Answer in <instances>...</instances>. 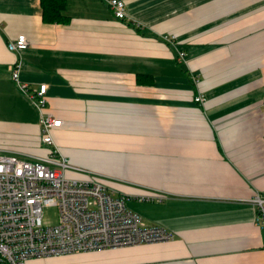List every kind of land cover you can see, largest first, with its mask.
<instances>
[{"label":"crops","instance_id":"1","mask_svg":"<svg viewBox=\"0 0 264 264\" xmlns=\"http://www.w3.org/2000/svg\"><path fill=\"white\" fill-rule=\"evenodd\" d=\"M126 1L118 18L104 0H64L68 20L47 22L41 0H0V152L49 151L12 77L20 59L64 119L52 132L70 175L146 202L128 206L176 237L27 264H264L249 201L264 190V0ZM21 33L28 46L10 50Z\"/></svg>","mask_w":264,"mask_h":264},{"label":"built area","instance_id":"2","mask_svg":"<svg viewBox=\"0 0 264 264\" xmlns=\"http://www.w3.org/2000/svg\"><path fill=\"white\" fill-rule=\"evenodd\" d=\"M104 1L118 18L128 16L126 0ZM163 38L173 41L174 35L164 34ZM28 44L27 35L21 33L9 40L8 48L20 51ZM178 53L186 60L184 50L178 49ZM21 66L20 59L11 64L12 77L39 110L42 140L50 146L47 154L35 159L0 152V264H27L32 258L175 238L174 231L145 223L128 206V196L112 189L102 177L70 175L75 167L58 148L52 132L64 119L46 111L48 83L31 88L21 78ZM194 81L198 83L199 78L194 76ZM205 99L203 92L195 96L198 102ZM249 201L256 208V222L264 228V190L255 191ZM50 205L59 208L57 224L44 222V209Z\"/></svg>","mask_w":264,"mask_h":264},{"label":"trees","instance_id":"3","mask_svg":"<svg viewBox=\"0 0 264 264\" xmlns=\"http://www.w3.org/2000/svg\"><path fill=\"white\" fill-rule=\"evenodd\" d=\"M43 8V19L47 22L68 20L62 15L61 7L64 0H41Z\"/></svg>","mask_w":264,"mask_h":264},{"label":"rangeland","instance_id":"4","mask_svg":"<svg viewBox=\"0 0 264 264\" xmlns=\"http://www.w3.org/2000/svg\"><path fill=\"white\" fill-rule=\"evenodd\" d=\"M146 202H141L138 200H130L128 204L135 210L140 209V205L145 204ZM44 222L46 224H57L59 222V208L56 205L46 206L44 209Z\"/></svg>","mask_w":264,"mask_h":264}]
</instances>
